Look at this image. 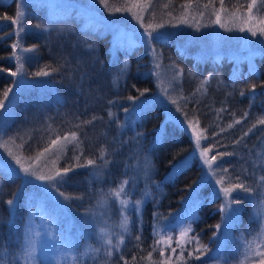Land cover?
<instances>
[{"label": "trees", "instance_id": "trees-1", "mask_svg": "<svg viewBox=\"0 0 264 264\" xmlns=\"http://www.w3.org/2000/svg\"><path fill=\"white\" fill-rule=\"evenodd\" d=\"M125 2L108 0L113 9H123ZM222 3L223 8L221 0H151L146 14L155 21L167 22L183 16L184 9L198 8L205 12L221 9L235 15L232 24L236 34L241 32L238 29L245 25L241 22L246 17V31H257L256 36L248 31L249 41L255 37L264 40L258 32L264 27V0L257 5L252 0H222ZM249 4L253 5L252 9ZM24 6L27 28L22 32L21 45L37 47L24 59L23 74L36 76L34 74L46 65L56 69L45 76L53 90L48 86L22 88L11 101L1 133L13 139L23 154L30 156L46 148L54 138L75 131L80 147H67L59 169L77 164L75 157L80 155V164L86 159L101 163L103 176L95 178L88 167H75L67 174L68 182L57 185V189L72 197L68 205L79 226L71 233L67 230L69 237L63 239L66 248L61 247L58 255H49L43 246L42 251L25 256L29 248L24 231L25 213L21 208L12 215L7 202L16 194L23 195L26 184L18 174L0 169V264H125V261L127 264H161L163 242L156 229L163 220L170 224L190 196L196 198L194 204H189L193 215L186 218L191 231L186 233L183 243L177 244L174 241L176 230L172 228L169 244L164 245L165 253L175 249L169 264H208L218 257L233 259L242 253L260 229L264 211V181L260 179L264 176V164L257 165L255 161L259 151L264 157V125L257 124L264 118V44L256 43L249 48L248 51L253 50L250 59L246 53L237 56L234 50L228 49L201 56L196 45L183 46L178 38L155 30L153 36L158 38L147 44L142 41L128 45L118 43L114 54L110 50L109 33L99 26H83L82 13L75 6L50 11L43 0H26ZM17 9L18 0H0V100L4 102L7 99L2 95L4 90L14 85L10 73L17 68L12 48L17 35L15 25L3 17H14ZM173 14L175 16L170 18ZM239 36L237 34L235 39ZM150 52L158 57L163 72L177 75L182 97L179 109L199 121L201 134L207 137L202 140V148L212 149L210 155L233 154L218 161L217 177H225V186H228L239 176L240 182L253 189L232 194V198L241 203L236 204L237 215L232 218L226 236H221L223 199L219 194L210 195L205 187L208 184L200 181L198 157L194 155L171 170L192 148L193 138L184 127L172 121L163 123L162 104L147 100L140 108L144 114L134 121L136 131L131 132L130 127L125 131L120 128L122 110L134 106L137 98L154 90ZM125 62L128 68L121 77L119 68ZM115 77L118 80L115 81ZM252 85H255L254 90ZM116 110L118 116L114 115ZM88 120L92 122L83 123ZM230 124L232 127H228ZM160 125L161 136L156 140ZM140 134L144 139L137 142ZM139 146L149 147L153 173L148 181V196L137 210L136 200H128L123 207L120 200L127 196L121 194L116 198L110 195V190L127 180L125 193H129L134 179L130 176L131 162L134 155L139 156ZM101 149L106 150L103 158ZM195 187H199L200 194H189ZM102 200H109L108 224L103 233L80 220L91 216L94 206ZM125 216L127 231L120 227ZM217 224L220 228L215 227ZM83 227L89 228L87 238ZM121 236L124 242L117 248ZM109 238L112 245L105 243ZM201 245H206V249H201ZM109 249L111 257L107 256ZM197 256L200 258L196 259Z\"/></svg>", "mask_w": 264, "mask_h": 264}, {"label": "rangeland", "instance_id": "rangeland-1", "mask_svg": "<svg viewBox=\"0 0 264 264\" xmlns=\"http://www.w3.org/2000/svg\"><path fill=\"white\" fill-rule=\"evenodd\" d=\"M125 7L131 8V11H115L117 13L111 12L108 8L100 2V0H43L46 4L47 9L50 11H56L61 8L75 6L82 13V25H88L91 28L97 26L100 27V30L109 33L110 41V50L115 54L116 47L118 43H123L125 45L131 44L134 41H142L145 44L148 43L149 39L146 37L145 26L148 23L152 24H161L162 27L156 28L157 32L163 33L166 32L169 35L178 38L179 42L183 46H190V44L196 45L200 50L199 54L201 56L214 55L220 50H234L235 54L238 56L240 53L245 54L248 59L252 57V52L248 51L251 46L254 44H264V40H261L257 37L249 41L247 37L248 31H246V25L248 19L243 18L241 28L245 29L237 34L241 35L238 39H235L237 34L234 31V22L235 15L222 11L221 9H212V10H199L198 8H189L184 9L183 16H180L175 19L174 14L170 17L174 20L167 22H160L151 19L146 13L145 5L147 0H141L139 7H132L133 4L137 3V0H125ZM260 0H252L254 5ZM22 0H18V7L21 5ZM25 5V4H24ZM25 6L23 7L24 11ZM122 8V7H121ZM133 13H139L143 17V22L138 21L134 18ZM203 13V15H201ZM217 16L220 18V22L225 25V27H220L219 24L215 23ZM15 18V16L13 17ZM187 19L189 22L184 23L183 20ZM233 23V24H232ZM14 24V23H13ZM236 24V23H235ZM14 32L19 28L18 24H14ZM196 25H199L197 28ZM229 25V27H227ZM27 28V25H25ZM231 29L226 30V29ZM239 30V29H238ZM21 36L22 32L17 36V41H19L20 47L13 49V53L21 57L19 63L23 64L24 59L28 56L29 52L22 51L23 48H26L21 45ZM264 39V36H263ZM152 70L154 73V82L155 87L152 92L144 97L137 98L134 101V106L130 108H125L121 112V121L120 128L125 131L127 127L131 128V132L136 131L134 127V121L140 118L141 114H144L143 105L147 100H155L162 104L164 109V119L172 121L178 126L184 127L188 133L193 138V145L189 152L179 159L172 167L171 170L177 168L180 164L189 160L192 156H197L201 165V179L204 181L205 187H208L210 195L219 194L225 203V197L222 193L221 186L216 183L218 179L217 176H212L207 170V166L202 162L200 157L201 148L195 147V135L192 132V127L189 125V121L193 125H196V131L201 132L198 124L190 116H186L184 112L179 109V103L182 101V97L179 96L178 91V77L175 74L169 72H163L160 67V61L156 55L150 52ZM15 58V56L13 55ZM16 60V58H15ZM18 66V62L16 60ZM128 68V62H125L119 68L120 76L123 77V71H126ZM14 77V85L11 88L9 97L6 99V107L0 109V169L6 173H14L20 176L21 182L26 184V190H23V195L16 194L12 199L13 203L8 206L11 209V214H16V210L21 208L24 210L25 219H24V231L27 244L31 241L35 246V254L38 251H42L43 246H46V251L49 255H58L62 248H66L63 239L69 235L68 232L74 231L75 226H79V223L75 221L71 207L68 205V199H65L64 195L58 191L57 186H53L49 182L39 181L33 176H28L23 173L20 169V166L16 164L14 156H19L22 160L24 166L32 165L36 168L41 174H52L56 170H60L58 167L59 162L62 159L64 152L57 154L55 149L44 155L40 156L39 154L43 152H37L33 155L27 156L23 154L20 147L16 142L7 137H3L1 131L4 126V118L7 117L8 112L11 110V101L16 97L22 88H36L48 86L50 90H53L51 85H48V82L45 76H26L23 74V70ZM118 78L115 77V81ZM46 88V89H47ZM175 100L176 103L173 104L172 101ZM127 110V111H125ZM115 116L119 115V112L116 110L114 113ZM162 125L158 127V132L155 137L156 140H159L161 136ZM65 135H70L66 133L59 136L61 142H63V137ZM140 137H137L138 141L141 142L144 139L143 134H140ZM54 139H57L54 138ZM53 139V140H54ZM51 144V143H50ZM50 144L47 146L49 147ZM71 146H74L70 144ZM68 145V146H70ZM67 146V147H68ZM137 148L138 151L141 150L139 156L134 155L132 160V168L130 169V176L133 179V182L130 184L131 188L129 193H122L127 200L129 201H140L137 210L142 207L144 199L148 196V181L152 177L153 165L150 157V149L146 147L145 149ZM13 155H10L9 153ZM255 161L257 165L264 164V157L260 155V151L257 153ZM208 156L211 155L208 153ZM37 157H39L37 159ZM261 157V158H259ZM259 160V161H258ZM55 161V164H53ZM90 168L93 176L95 178H102L103 176V166L101 163H96L95 166H87ZM260 176V175H259ZM199 187L192 189L189 194L196 195L200 194L198 192ZM134 191L135 195H134ZM264 194V193H263ZM129 197V198H128ZM231 199L232 196H231ZM196 198L189 197L183 206L176 211L172 222L169 224L163 220V223L158 225L156 231L161 237L162 247H161V264H169L171 261V254L173 253L172 249H169L165 253L164 245L169 244V237L171 236L173 229L176 230L174 241L177 244L183 243L185 240V235L182 236L181 233L183 230L187 229L186 218L193 215V209L189 204H194ZM124 207V205H122ZM108 211H109V200H102L99 204L94 206L93 213L91 216L84 218L81 217V221H84L85 224L88 223L91 227L101 229L106 228L108 224ZM237 215V206L232 204L228 209L224 210V218L221 225V236H226L231 225V220ZM70 225H72L70 227ZM87 227H83L84 236H88ZM68 230V232H67ZM264 211L262 216V224L260 229L255 233L253 239L247 243L246 247L237 257L233 259H225L224 257H218L208 264H262L264 262ZM97 238V237H96ZM87 245V239H85ZM259 245V247H257ZM62 247V248H61ZM171 248V247H170Z\"/></svg>", "mask_w": 264, "mask_h": 264}, {"label": "snow or ice", "instance_id": "snow-or-ice-1", "mask_svg": "<svg viewBox=\"0 0 264 264\" xmlns=\"http://www.w3.org/2000/svg\"><path fill=\"white\" fill-rule=\"evenodd\" d=\"M100 2L105 6V8H108L109 10H115V11L127 10V11H131V8H126V9L115 8V9H113L109 5L108 0H100ZM25 3H26V0H22L21 5L18 7V9H17V11L15 13V18L9 17V16L3 17V19H7V20L11 21L12 23L19 25V28L14 33L17 36H19V34L21 32L25 31V19H24L25 13L23 11V7H24ZM140 3H141V0H137V3L133 4L132 7H139ZM150 6H151V0H147V4L145 5V9L144 10H147L148 8H150ZM165 7H167V5H165ZM205 7H207V5H205ZM248 7H249V9H252L253 5L249 4ZM221 8H223L222 0H221ZM133 15H134L135 19H137L138 21L143 22V17L139 13H133ZM201 15H203V13H201ZM183 22L184 23H188L189 21L187 19H184ZM215 23L219 24L220 27H225V25L220 22L219 16H217V19L215 20ZM28 27H32V25H28ZM35 27L44 28L45 26L44 25H35ZM159 27H162V25L161 24H155L154 25L152 23H148L145 26V33H146L147 39L151 40V39H154V38H158V37H154L153 33L155 32L156 28H159ZM196 27L198 28L199 25H196ZM226 30L230 31L231 29H226ZM239 30L240 31H244L245 29L240 28ZM248 31L251 33L252 36H256L257 35V31H252V29H248ZM258 32H259V34L261 36H264V27L259 28ZM19 47H20L19 41H17L16 43L12 44V48L13 49H17ZM36 47H37L36 45H33L30 48H23L22 51H24V52H32V51H34L36 49ZM89 47H91V45H89ZM13 55L15 56V58H16V60L18 62V66H17L16 70L12 71L10 74L12 76H16L18 73H20L23 70V64L19 63V61L21 60L20 56H17L15 54V52L13 53ZM45 69H47V70H45ZM55 70L56 69H52V68H50V66L46 65L45 68L41 69L40 71H37L34 75H36V76H46V75H49L50 71H55ZM251 87H252V90L255 89V85H252ZM10 91H11V89L4 90V92L2 94L3 97L8 98ZM144 91H147V89H145ZM241 94L243 95V93H241ZM129 99H134V97H129ZM172 103L175 104L176 101L173 100ZM5 107H6V104H5L4 100H0V109H4ZM222 110L223 109H221V111ZM125 111H127V110H125ZM111 115H112V113L109 112V116H111ZM245 115H247V113H245ZM95 119H96V117H92V120H95ZM91 122H92L91 120L83 121V123H85V124H88V123H91ZM198 123H199V121L197 120L196 124H198ZM236 123H239V121H236ZM257 124L264 125V118L259 119L257 121ZM189 125L192 127V132L195 135V147L196 148H201L202 140H206L207 137L203 136L201 134V132L203 130H201V132H197L196 131V125H193L191 121H189ZM228 127H232V125L230 124V125H228ZM252 127L255 128L256 124L252 125ZM221 131H224V129H221ZM213 135H215V133H213ZM80 143L81 142H80V140H79V138L77 136V133L75 131H73V132L70 133V135H65L63 137V142H61L60 137H57V139L52 140L50 146L44 148L43 152L40 153L39 155L42 156L45 153L53 151V149H55V152L57 154H60V153L64 152L67 149L68 145L72 144L76 148H79L80 147ZM211 150L212 149L207 148V147L202 148L201 151H200V157L202 158V162L207 166V170H208L209 174L212 175V176H217L216 168L219 167L218 161H222L223 157L226 156V155H233V154L232 153H225V152H218L215 155H211V157H209L208 153ZM105 151H106L105 149H101L100 150V157L101 158L104 157ZM9 154L13 155L11 152ZM38 158L39 157H37V159ZM14 159H15L16 164L20 166V169L23 171L24 174H26L28 176H33L39 181L49 182L53 186L66 184L68 182V175L67 174L70 171H72L73 168H75V167H87V166H95L96 165V160H94V159H86L84 164H80L79 160L81 159V156L77 155L75 157V159L77 160V164L72 165L70 167H65V168L60 169V170H56L52 174H41L32 165L24 166V164L22 163V160H21V158L19 156H14ZM105 163H107V162H105ZM53 164H55V161H53ZM222 171L227 172L228 170L227 169H222ZM233 179L236 182H231V183L228 184V186H225V177L221 176V177H219L216 180V183L221 186L220 190L222 191V193H223V195L225 197V203L221 206V210L228 209V207L230 205H232V204H237L238 205V204L241 203L240 200L231 199V196H232V194L234 192H236V191L252 192L253 191V189L250 186H248L247 184H245L243 182H240V177L239 176H237V177H235ZM260 179L262 181H264V176H262ZM127 184H128L127 180L122 181L117 189L110 190V195L114 196L116 198H119L122 193H125V185H127ZM61 195H64L65 199H71L72 198L71 196L65 195L64 193H61ZM7 203L9 205H11L13 203V201L9 200ZM128 203H129V201L127 199L120 200V204L121 205H127ZM134 203L136 205H139L140 201H135ZM127 224H128V219L125 216L121 220L120 227L123 228L125 231H127L128 230L127 229ZM215 227L216 228H220V225L217 224ZM105 231H106V229H104V228L100 229V232H102V233L105 232ZM189 231H191L190 226H189V228L183 230L181 235L184 236ZM262 234H264V233H262ZM214 235H215V233H214ZM136 239L139 240L140 238L136 237ZM123 242H124V237L121 236L119 238V240L117 241L116 247L118 248L119 245L122 244ZM105 243L108 244V245H112V240L109 238V239H107L105 241ZM157 244H159V241H157ZM200 247H201V249H206V245H201ZM257 247H259V245H257ZM172 251H175V249H172ZM34 252H35V246H34V244L31 241H29V248L25 252V256H31ZM191 255L192 254L189 253V256H191ZM201 255H203V251H201ZM107 256H109V257L112 256L111 249L108 250ZM149 256H151V253H149ZM199 258H200L199 256L196 257V259H199ZM121 259H123V258L121 257ZM125 264H127V261H125ZM262 264H264V262H262Z\"/></svg>", "mask_w": 264, "mask_h": 264}]
</instances>
